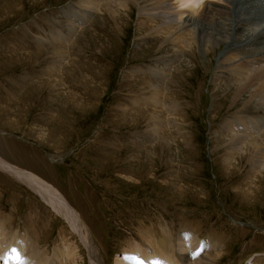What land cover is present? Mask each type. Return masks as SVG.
Instances as JSON below:
<instances>
[{
	"label": "rangeland",
	"instance_id": "rangeland-1",
	"mask_svg": "<svg viewBox=\"0 0 264 264\" xmlns=\"http://www.w3.org/2000/svg\"><path fill=\"white\" fill-rule=\"evenodd\" d=\"M98 3L0 0V159L40 174L83 219L80 235L0 170V264L129 262L164 228L199 251L209 240L214 264H264V168L253 167L264 135L257 151L233 150L226 127L263 106L242 112L250 96L229 73L214 81L218 56L173 43L136 3L127 15Z\"/></svg>",
	"mask_w": 264,
	"mask_h": 264
},
{
	"label": "bare ground",
	"instance_id": "bare-ground-1",
	"mask_svg": "<svg viewBox=\"0 0 264 264\" xmlns=\"http://www.w3.org/2000/svg\"><path fill=\"white\" fill-rule=\"evenodd\" d=\"M83 1L84 4H86L88 7H92L94 10H98L100 8V3H98V1L100 0H82V2ZM102 1L106 3V7H109L110 3L112 2L117 3L120 12L122 11L121 13H123L124 11L126 12V15L130 14L129 11L132 9L131 4L136 3L137 4L136 6H138V10H139V16L142 17L148 16L149 19L153 18V20H149L151 21V23L149 22V24L161 20L162 27L168 26V28L170 27L171 33L173 34L177 33V35L175 36L176 40L173 37L174 38L173 43H176L174 41H177L178 42L177 44H179L183 41V43L190 50L195 49L194 51H196L197 49L196 52L200 55V57L203 56L206 57L208 55H212L215 53L216 56L218 57H217L216 66L214 67L215 69L213 68L214 73L216 75V80L214 81H216V83L219 84L223 75L225 73H229V78H231V81L233 77L235 82H237L239 85L237 86L238 89L236 91V95L239 97L248 93V95L250 96L249 101L245 102V105L241 111L242 112L244 110L249 111L251 105L254 103H256V106L258 107L263 106L264 108V0H217V1L214 0H102ZM161 30L163 29H159L158 31ZM164 30L162 31L163 33ZM162 32H160V34ZM167 32L170 33L169 31ZM186 35H188L189 38L186 37ZM58 37L59 35H57L55 38ZM61 38H63V36H61ZM184 44L181 43L180 45H184ZM209 50H210V54H209ZM151 69L152 71L153 70L156 71V73L160 71L158 68H150V70ZM139 71H143V69ZM157 74L159 75V73ZM162 76L165 75L161 74V77ZM154 89H155L154 90L155 93L153 95L155 96L156 93L157 94L159 93L158 90L160 89L159 88L157 89V87H155ZM150 96L152 99L155 100L153 102H157V97L154 98L152 95ZM148 97L145 100H147ZM146 102L150 103V100L148 99ZM139 103L140 102H138V104ZM138 104L136 103L135 105ZM162 104L160 106H162ZM150 105L151 104H148V106ZM173 105H170V107ZM152 106H154V104ZM163 107H165V105ZM172 111L174 114L175 109ZM155 120L156 119L154 118L153 121L155 122ZM233 125L238 127L232 128V125H229V123L226 125V127L229 128L230 130L229 132L232 133L234 137H236L233 139L235 145L233 150H237V149L244 150L245 148L248 149V147L250 146L249 148L253 147L254 148L253 150L257 151L259 149L257 146L259 142L257 143V140L255 142L254 139H256V137L259 135H264V117L250 118L246 116L244 117L243 115V118H240V120L238 119V121L235 122V124ZM235 129L240 130V132H238V135H235L234 133ZM238 136L239 138L237 139ZM230 151L231 154H234V151L232 150ZM259 158L260 156L254 159L255 162H258L255 163V165H253V167H255L254 171H256L257 168H264V159H262V156L260 159ZM0 170L5 172V175L7 174L16 180L25 183L28 187L36 190V192H38L43 197V199L54 210V212L59 214L61 217H63V219L70 225V227H72L74 230L79 232V234L81 235L82 231L80 232V228L83 227L82 225L83 222L81 221L83 219H81V215L78 214L79 213L77 211L78 209L76 210L75 207L71 205L69 200L59 190L56 189V187H54L53 185L42 179L39 176L40 174L37 175L36 173L31 172L25 168L14 166L8 163L7 160L4 161L2 159H0ZM187 234L192 236V239H188V243H191V245H189V248H187V245L183 239V237ZM173 237L171 236V231L169 228H164L162 229L161 232L154 233L153 235L152 234L147 235L146 237L147 240L146 239L144 240L148 241V243H150L151 246H149L144 250L139 245H137L133 251L134 253L133 256H137V257L132 258L129 262L126 261L124 258H120V260H117V264H126V262H128V264H145L144 261L140 260L141 258L145 260H149L150 264H214V260L211 254L212 252L215 251L214 249H216V247L209 240L206 239H205L206 241L204 240L203 242L204 250L201 248V250L199 251L200 247L199 246L197 247V244H199L200 242H198V239H196L194 235L188 232H184L182 233L181 237L180 236L178 238H173ZM5 252L7 253L6 250ZM3 256L5 255L3 254ZM218 256H221V254ZM163 260H165L166 262H163ZM258 260L260 261V259ZM260 263L262 264V260Z\"/></svg>",
	"mask_w": 264,
	"mask_h": 264
}]
</instances>
